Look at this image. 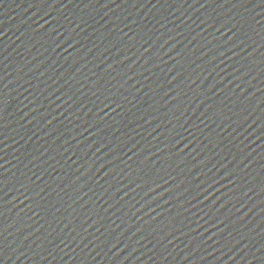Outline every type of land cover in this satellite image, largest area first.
Here are the masks:
<instances>
[{"label": "water", "instance_id": "obj_1", "mask_svg": "<svg viewBox=\"0 0 264 264\" xmlns=\"http://www.w3.org/2000/svg\"><path fill=\"white\" fill-rule=\"evenodd\" d=\"M262 9L0 0V264H264Z\"/></svg>", "mask_w": 264, "mask_h": 264}, {"label": "snow or ice", "instance_id": "obj_2", "mask_svg": "<svg viewBox=\"0 0 264 264\" xmlns=\"http://www.w3.org/2000/svg\"><path fill=\"white\" fill-rule=\"evenodd\" d=\"M261 4H264V0H260ZM262 11H264V9H262ZM6 101H4L2 98H0V106H2L3 104H5ZM64 241H61V243H63ZM23 254V253H22Z\"/></svg>", "mask_w": 264, "mask_h": 264}]
</instances>
